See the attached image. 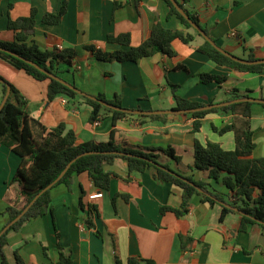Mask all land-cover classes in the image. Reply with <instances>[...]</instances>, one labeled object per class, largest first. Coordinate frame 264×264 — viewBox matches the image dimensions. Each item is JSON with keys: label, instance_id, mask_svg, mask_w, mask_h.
Returning a JSON list of instances; mask_svg holds the SVG:
<instances>
[{"label": "crops", "instance_id": "0c3cea01", "mask_svg": "<svg viewBox=\"0 0 264 264\" xmlns=\"http://www.w3.org/2000/svg\"><path fill=\"white\" fill-rule=\"evenodd\" d=\"M63 1L67 8L62 20L54 25L43 24L42 15L57 12ZM187 7L222 48L237 56L251 50L256 57H264V0H188ZM31 8H36L35 30L27 42L43 50L57 46L75 49L71 65L59 64L58 74L87 94L101 93L107 98L119 95L124 107L142 110L172 109L175 103L171 84L177 85L178 96L205 105L228 101L232 89L249 91L253 98L264 96V69L245 74L220 66L195 49L201 39L190 44L174 39V56L159 52L137 61H102L84 48L94 45L105 51L127 49L106 39L108 34L123 33L129 34L132 46H137L150 35L154 17L160 18L165 27L182 28L174 16L164 20L168 8L163 0H0V40H13V32L7 28L8 17L26 16ZM180 64L186 70L180 69ZM202 73L224 76L225 80L221 84L203 83L199 78ZM0 76L18 90L30 117L47 128L63 122L75 132L77 144L107 141L112 136L119 146H170L180 159L160 153L161 165L230 194L206 171L190 169L189 165L195 138L201 143L209 140L226 150L234 149L233 132H218L232 121V113L206 114L196 133L191 130L193 118L188 113L172 115L165 122L143 124L124 118L115 125L112 117L105 114L90 123L88 105H72L63 96L48 99L46 80H35L1 58ZM1 92L0 85V103ZM250 123L255 143L251 156H264V108L258 102L251 106ZM19 163L20 157L0 143V228L8 221L6 206L16 197L10 182ZM106 169L113 172L108 190L94 186L85 173L72 177L71 188L64 183L52 187L51 210L8 233L4 248L7 263L18 264L16 255L22 264L56 263L59 244L74 264H115V254L122 264H127L130 257L151 260L152 264H264V229L258 224L249 223L240 231L237 212L221 217L220 205L203 202L197 195L190 198L182 216L160 212L162 206L178 208L182 190L158 180L154 167L128 174L126 161L116 158ZM99 192L100 197H91ZM115 194L129 198L126 201L117 196L114 207ZM80 197L84 209L79 205ZM88 204H95L97 213L89 214ZM88 214L94 227L84 222ZM181 236L191 238L189 249H182Z\"/></svg>", "mask_w": 264, "mask_h": 264}, {"label": "trees", "instance_id": "16d2710c", "mask_svg": "<svg viewBox=\"0 0 264 264\" xmlns=\"http://www.w3.org/2000/svg\"><path fill=\"white\" fill-rule=\"evenodd\" d=\"M163 1L168 8L164 20H168L174 16L180 21L183 26L182 28L171 29L165 27L160 18L154 17L150 35L137 46H132L130 44L129 34L123 33L117 35L108 34L106 39L108 42L126 46L128 47L127 49L105 51L94 45H87L84 48L91 51L96 59L102 61H137L140 58L150 57L159 52L168 56H174L176 52L171 44L174 39H179L185 44H190L199 37L201 41L195 45V49L208 56V58L218 65L245 74L260 73L263 71L264 63L244 64L222 54L192 28L189 21L177 11L170 0ZM176 1L189 16L190 20L198 24L210 36L208 29L200 23L197 14L187 7L188 0ZM115 5L117 6L119 4L116 3ZM11 7L12 5L9 4V9ZM66 8L67 3L63 1L57 12H45L41 17V22L48 25L58 24L62 20ZM35 14L36 8H31L29 14L26 16L15 19L8 17L7 28L13 32V40H0V48H2L0 50V58L15 68L22 69L35 80H46L48 82V99L51 100L56 96H63L72 105H88L90 107V115L88 118L90 123L101 120L105 114H109L112 117L114 125L118 120L124 118H134L140 124H143L147 121L165 122L173 117L168 114L139 115L131 111L115 110L105 107L98 100L106 101L110 105L118 108L142 110L140 107H124L119 95L107 98L104 94L98 93L93 95L96 99L80 95L61 82L50 78L34 66L13 55L12 53H15L25 59L31 60L41 68L56 75H59V64H64L67 67L71 65L72 59L76 55L75 49L62 48L58 50L57 47H53L43 50L34 42H27L29 36L35 30ZM211 39L216 42L214 38L211 37ZM238 57L246 60L260 59L251 50L245 56ZM178 67L186 70L184 65L180 64ZM0 78L3 80L0 82L2 97L6 92V86L8 85L10 87L8 98L0 110V143L9 147L20 157V163L10 182L15 187L16 197L4 210V213L8 215V221L0 228V232L27 206L42 188L53 182L73 158L85 152H94L82 155L72 162L65 174L49 189L44 191L20 219L0 234V264H8L4 252L8 233L10 231H17L24 223L42 216L51 210L50 191L52 187L64 183L68 188H71L72 177L85 173L94 186L108 190L113 172L106 169V167L112 165L116 158H121L126 161L128 174L140 173L148 167H154L156 170L155 176L158 180L170 182L182 190L180 206L178 208L162 206L160 212L171 211L176 216H182L188 210L190 198L193 195H197L203 202H207L210 205H220L221 217L232 211L237 212L240 215L238 230L244 231L249 223L258 224L264 229V156L257 158L251 156L255 146L252 138L253 130L250 123L251 106L254 102L242 101L187 114L193 118L191 129L193 133L200 131L202 125L201 120L208 113L233 114L232 121L223 125L218 132H233L235 141L234 149L226 150L220 143L209 140L201 143L195 138L193 142V161L189 165L190 169L206 171L211 180L217 183L220 182L230 191L228 195L211 187L209 182L194 180L190 176H182L176 173L182 178L178 177L168 166L161 165L158 162V155L160 153L176 161L180 159L175 150L170 146H119L114 142L112 136L107 141H87L77 144L75 132L68 129L63 122L54 127L47 128L38 119L30 117L23 108V102L21 101L18 90L1 76ZM199 78L203 83L214 81L221 84L225 80L224 76L208 73L200 74ZM170 88L175 103L172 109H193L205 105L203 102L188 100L178 96L176 94L177 85L175 84H171ZM248 92L240 93L237 89H232L229 92V100L250 97ZM259 98L264 99V96H260ZM258 104L264 108V103ZM183 177L193 182V185L185 182ZM197 188H200L202 191H199ZM117 196L123 197L126 201L129 198L126 194H115L112 197L114 207ZM79 205L84 209L81 197ZM87 206L89 214L93 211L97 213V206L95 204H88ZM89 214L84 222L87 227L91 228L94 227V224ZM190 243V237L181 236L182 249H189ZM58 251V261L56 263L49 262L46 264H74L70 254L65 253L59 244ZM43 252H46L45 247H43ZM114 257L115 264H122L116 254ZM16 259L18 264H22L17 255ZM127 264H152V262L147 259L130 257L127 260Z\"/></svg>", "mask_w": 264, "mask_h": 264}, {"label": "water", "instance_id": "95a60500", "mask_svg": "<svg viewBox=\"0 0 264 264\" xmlns=\"http://www.w3.org/2000/svg\"><path fill=\"white\" fill-rule=\"evenodd\" d=\"M171 3L173 4V6L177 9V11L186 19L189 21V23L191 24L192 28L195 29L204 40H206L207 42H209L215 49H217L218 51H220L222 54L228 56L229 58L240 62V63H244V64H260V63H264V58H260V59H256V60H246V59H242L239 58L238 56L233 55L232 53H230L229 51H227L226 49L222 48L220 45H218L214 40L211 39L210 36H208L202 28L199 27L198 24L194 23L192 20H190L189 16L185 13V11L178 5L176 0H170ZM2 48H0L1 50ZM13 55H15L16 57L22 59L23 61L27 62L28 64L34 66L35 68H37L38 70H40L41 72L45 73L46 75H48L50 78L55 79L59 82H61L62 84L66 85L67 87H69L70 89L74 90L76 93L80 94V95H85L89 98L92 99H96L95 96L87 94L86 92L80 90L78 87H76L74 84L66 81L65 79H63L62 77H60L59 75H56L52 72L47 71L44 68H41L39 65H37L36 63H34L31 60L25 59L15 53H12ZM3 80L0 78V82H2ZM6 92L3 96V99L0 103V110L2 109L5 101L8 98V95L10 93V87L7 85L6 86ZM99 103H101L103 106L108 107V108H112L115 110H123V111H131L135 114H139V115H153V114H168V115H178V114H187V113H191L194 111H199V110H208L210 108H214V107H222L224 105H228L231 103H237V102H242V101H247V102H258V103H264V99H260V98H253V97H243V98H236L233 100H229V101H225V102H219V103H213V104H207L198 108H193V109H167V110H128V109H123V108H118L115 106L110 105L109 103H107L106 101L103 100H98ZM94 152H85L82 154H79L78 156H76L75 158H73L66 166L65 168L59 173V175L53 180V182H51L50 184H48L47 186H45L44 188H42L34 197L33 199L27 204V206L15 217L13 218L9 224H7L0 232L3 233L11 224H13L14 222H16L18 219H20V217L29 209V207L35 202V200L47 189H49L55 182H57L67 171V169L69 168V166L71 165L72 162H74L78 157L82 156V155H86V154H91ZM173 173V172H172ZM176 176L181 177L180 175L174 173ZM182 178V177H181ZM183 180L185 182L190 183L191 185H193V182L188 181L186 178L183 177ZM199 191H202L200 188H197ZM226 206H229L228 204H225Z\"/></svg>", "mask_w": 264, "mask_h": 264}, {"label": "built area", "instance_id": "2783aa9c", "mask_svg": "<svg viewBox=\"0 0 264 264\" xmlns=\"http://www.w3.org/2000/svg\"><path fill=\"white\" fill-rule=\"evenodd\" d=\"M57 49L58 50H60V49H62L60 46H57ZM97 121H95V122H93V123H96ZM101 196V193L99 192V193H96V194H94V195H91V197H93V198H95V197H100Z\"/></svg>", "mask_w": 264, "mask_h": 264}, {"label": "rangeland", "instance_id": "374dc122", "mask_svg": "<svg viewBox=\"0 0 264 264\" xmlns=\"http://www.w3.org/2000/svg\"><path fill=\"white\" fill-rule=\"evenodd\" d=\"M197 40H199V41H200V38H199V37H197Z\"/></svg>", "mask_w": 264, "mask_h": 264}]
</instances>
